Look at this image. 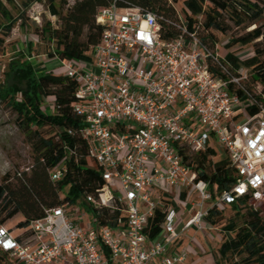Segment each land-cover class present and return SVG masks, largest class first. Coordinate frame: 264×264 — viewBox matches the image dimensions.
I'll list each match as a JSON object with an SVG mask.
<instances>
[{
  "label": "built area",
  "instance_id": "1",
  "mask_svg": "<svg viewBox=\"0 0 264 264\" xmlns=\"http://www.w3.org/2000/svg\"><path fill=\"white\" fill-rule=\"evenodd\" d=\"M94 19L102 30L89 58L48 59L64 72H46L76 83L79 135L103 180L85 202L98 211L118 209L124 219L109 227L90 215L84 226L86 212L63 204L44 209L20 239L0 225V250L16 264H182L187 251L174 247L189 229L214 230L203 222L208 210L264 203V103L244 87L249 69L240 65L230 72L221 63L224 45L208 47L186 33L180 16L182 33L173 39L162 37L160 17L151 11L113 2ZM48 110L53 114L52 97L43 103L50 115ZM181 147L226 156L234 184L213 198L207 183L182 163ZM63 171L50 170V181H59ZM181 192L186 199L193 193L194 202L185 204ZM162 199L168 201L164 221L148 240L144 230ZM188 206L193 214L184 219Z\"/></svg>",
  "mask_w": 264,
  "mask_h": 264
},
{
  "label": "trees",
  "instance_id": "2",
  "mask_svg": "<svg viewBox=\"0 0 264 264\" xmlns=\"http://www.w3.org/2000/svg\"><path fill=\"white\" fill-rule=\"evenodd\" d=\"M186 24V33H194L208 47L220 45L230 29L224 19L231 21L242 35L231 37L224 43L226 57L221 63L230 72L240 65L249 69V80L244 83L254 99L264 103V61L259 60L260 51L254 50L252 57L238 59L232 47L247 46L264 36V0H181ZM33 1L22 3V11L14 16L0 1V51L7 46L6 40L16 23L21 29L33 32L46 43V56L63 60H87L91 46L99 42L102 28L95 23L94 16L99 8L113 2L119 8H139L156 13L160 32L164 39H173L182 33L177 27L179 16L166 0H75L65 13L56 4L63 0H44L49 14L57 17V24L49 21L41 26L30 23L26 10ZM250 27V30H248ZM230 49V50H229ZM31 43L26 47L30 54ZM29 56L18 52L9 60L1 73L0 104L10 109L18 120L19 127L27 137L33 155V164L26 172H15L12 183L8 174L0 183V225L19 215L16 224L25 229L32 220L43 217V210L67 204L69 207L87 210L99 225L114 227L124 215L118 209L98 211L85 202L86 195H96L103 185L99 168L86 159L87 146L79 135L83 127L81 116L74 113L77 102L76 83L63 75L36 71ZM259 87V91L257 90ZM236 92L241 95L240 90ZM53 98L54 112L43 111L44 100ZM255 109H251L253 113ZM67 130L72 133L67 134ZM182 163L197 172V179L208 185L213 198L230 189L235 175L226 156L206 149L192 153L186 147L179 148ZM64 167L59 181L52 182L49 172ZM180 198H185L181 192ZM168 201L162 199L148 220L144 234L154 239L166 215ZM233 211L221 227L224 241L217 249L215 264H264V217L244 201L229 206ZM223 221L222 211L208 210L203 218L205 226L215 229ZM5 226V225H4ZM20 239V237H17ZM0 264H16L6 252L0 250Z\"/></svg>",
  "mask_w": 264,
  "mask_h": 264
},
{
  "label": "rangeland",
  "instance_id": "3",
  "mask_svg": "<svg viewBox=\"0 0 264 264\" xmlns=\"http://www.w3.org/2000/svg\"><path fill=\"white\" fill-rule=\"evenodd\" d=\"M3 5L14 15L16 16L19 12L22 11V3L27 0H0ZM33 1L30 7L26 10V17L29 19L30 23H34L36 26H41L44 22L49 21L52 25L57 24V17H50L46 9V3L44 0H31ZM64 5L56 6L59 8L61 13H65L68 6H70L75 0H63ZM167 3L173 7L175 15L183 17L184 11L182 7L181 0H166ZM224 19L229 24L230 29L225 34V36H219L223 41L220 45L229 42L231 37H236L242 35L241 30L236 28L235 25L227 20L224 16ZM19 23V22H18ZM18 23L12 29L10 36L7 38V46L4 51H0V80L2 78L1 73L9 60L13 58L18 52H23L25 55L29 56L28 61L32 63L36 71H48L50 69H55V74H63L64 68H59V65L55 61H50L48 63L49 57L46 56V43L38 38L33 32L27 29H21L18 26ZM264 25V21H261ZM253 27H250V30ZM28 43H31L30 54H27L26 47ZM221 47V46H220ZM234 53H238L239 57L247 59L252 57L254 50L258 49L260 51L259 60L264 61V36L256 40L253 44L247 46H234L232 47ZM230 50V49H229ZM227 52L228 50H222ZM41 55L40 57H37ZM43 55H45L43 59ZM43 60L41 66L38 64V61ZM48 63V64H47ZM41 67H43L41 69ZM58 67V68H57ZM52 110H48V113L51 114ZM246 116V114H244ZM33 164V155L31 148L27 142V137L21 130L18 124L16 115L8 108L0 104V183L2 182V177L5 174H8L10 181L14 183L16 181L14 175L15 172H26L28 168ZM176 201H179V191L174 194ZM194 194L190 193L184 202L188 203L194 202ZM183 202V201H182ZM251 208L255 209L259 216L264 217V203H259L256 205H250ZM233 211L230 207H226L222 211L223 221L212 231H209V234L206 232H195L194 230H189L184 233L174 248L176 249H186L187 257L184 263L182 264H203L208 260L207 264H215L218 261L219 257L217 254V249L219 245L224 241V235L221 232V227L225 223V220L231 217ZM88 216L84 217V226L88 220ZM21 220L19 215L15 216L13 219L7 221L4 225L13 233L15 237H22L21 230L17 228V222ZM208 235V236H207ZM194 239L196 241L193 242ZM200 244V246H198ZM221 264L224 262L220 261Z\"/></svg>",
  "mask_w": 264,
  "mask_h": 264
},
{
  "label": "crops",
  "instance_id": "4",
  "mask_svg": "<svg viewBox=\"0 0 264 264\" xmlns=\"http://www.w3.org/2000/svg\"><path fill=\"white\" fill-rule=\"evenodd\" d=\"M57 7V6H56ZM49 16L50 17H54L53 15H51V14H49ZM48 64V63H47ZM43 67H41V69H42ZM182 199V198H181ZM182 200H186V195H185V198L184 199H182ZM190 203V202H189ZM80 210H82V211H85L86 212V216H90L91 215V213H89L87 210H84V209H80ZM193 214V211L190 209V207L188 206L187 208H186V211H185V215H184V219H188L189 218V216H191ZM89 223V220H87L86 221V224L85 225H87ZM190 230V229H189ZM188 230V231H189ZM191 230H194L195 232H197L195 229H191ZM206 234H209V232H206ZM208 236V235H207ZM191 240H193V242H195L196 243V241L194 240V239H191ZM198 246H200V244H198ZM186 250V249H185ZM208 263V260L205 262V263H203V264H207Z\"/></svg>",
  "mask_w": 264,
  "mask_h": 264
}]
</instances>
